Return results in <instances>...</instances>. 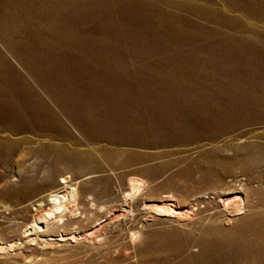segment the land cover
<instances>
[{"label":"rangeland","instance_id":"1","mask_svg":"<svg viewBox=\"0 0 264 264\" xmlns=\"http://www.w3.org/2000/svg\"><path fill=\"white\" fill-rule=\"evenodd\" d=\"M55 171L93 219L37 237ZM131 176L204 197L126 218ZM0 246V264H264V0H0Z\"/></svg>","mask_w":264,"mask_h":264},{"label":"bare ground","instance_id":"2","mask_svg":"<svg viewBox=\"0 0 264 264\" xmlns=\"http://www.w3.org/2000/svg\"><path fill=\"white\" fill-rule=\"evenodd\" d=\"M46 147L48 148V146ZM56 174V171L52 173H47L46 176L42 178L40 186L34 188L36 191L38 190V196L32 203V207L35 211V214L33 216V224L29 229L31 231H34L37 237L42 234H49L51 231L62 227L66 228L70 224H80L84 221V217L87 221H91L93 219L94 214H91L92 216L90 215V212H93V210L89 208V203L85 201L86 196L84 197V194L82 195L79 189L72 185V178L69 179L68 175L62 176L61 181L58 182L56 180ZM25 180V183L23 182L24 184L21 183V185L12 187L10 186L8 190L5 188L6 193H9L13 196H28L32 188L29 187L31 186L30 184H26L27 182L32 181L33 179L31 180V178H26ZM156 180L157 178H153L151 179L150 183ZM150 183L143 177H129L126 183V189L123 190L124 192L122 193V197L124 199L125 204L129 206V209H127L129 213L123 212V216L127 218V216L131 214V218L135 220L137 211L136 206L140 204L144 205L147 209L150 210L164 213L170 212L173 214H177L180 218H183L185 216L187 217V215L190 213V209L196 208L194 206H196L198 202H201V199H203L204 197L199 195V192L190 193L189 191H186L184 189H179V191L174 190L173 188L164 189L157 184L152 185ZM40 188L42 190H40ZM222 195L226 196V207H232L234 213L235 211L239 212L243 209V204H245V200L241 191L235 190L230 195L228 192H224L222 193ZM81 205H83V207ZM41 224H44V226H42ZM182 224L183 223H181V225ZM29 229L27 230V232L29 231ZM133 229L129 234V238L130 245L135 248V245H137L139 239H142L143 232L142 230L136 227H134ZM37 237L34 236L31 238V240L35 241L37 240ZM58 237L59 240H65L68 239V237L74 240H77L79 238L77 234H71V236H68L65 233L59 234ZM45 242L49 243V238L45 239ZM12 246H14V242L8 245L7 247L11 248ZM7 247L0 246V248L2 249Z\"/></svg>","mask_w":264,"mask_h":264}]
</instances>
